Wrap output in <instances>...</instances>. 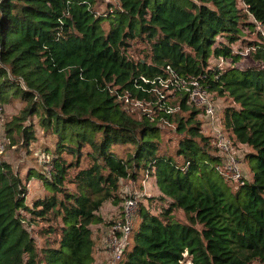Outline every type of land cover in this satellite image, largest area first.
<instances>
[{"label": "trees", "instance_id": "trees-1", "mask_svg": "<svg viewBox=\"0 0 264 264\" xmlns=\"http://www.w3.org/2000/svg\"><path fill=\"white\" fill-rule=\"evenodd\" d=\"M114 1L98 11L100 0H0V107L24 105L6 137L29 147L36 130L25 122L34 118L51 143L25 178L0 159V264H93L101 208L122 212V182L146 176L166 205L157 213L140 205L118 264H264V41L244 36L264 30V0ZM131 42L145 47L139 59ZM238 42L253 65L235 66ZM167 68L229 101L221 131L249 150L252 175L234 192L215 172L203 110L184 91L173 107L156 96ZM126 97L156 115L133 118ZM177 107L187 115L172 121ZM159 121L175 123L172 154L162 150ZM30 180L43 194L28 206ZM36 224L47 240L40 247L29 230Z\"/></svg>", "mask_w": 264, "mask_h": 264}, {"label": "rangeland", "instance_id": "rangeland-1", "mask_svg": "<svg viewBox=\"0 0 264 264\" xmlns=\"http://www.w3.org/2000/svg\"><path fill=\"white\" fill-rule=\"evenodd\" d=\"M108 3H111L115 5L114 0H100L97 9L98 11H104L105 7ZM257 32L260 33L262 39L257 36ZM244 36L247 41H253V40H263L264 41V30H260V28L256 27V29L253 32L245 31ZM131 54L135 59H139L141 57V52L140 50L145 49V47L140 44V43H134L131 42ZM246 45H240L239 42L234 46L235 51H241V59L238 63L235 64L236 67L238 68H246L248 66L253 65V61L248 57V50L246 49ZM228 62H225L228 65ZM175 91L173 92L172 90H169L166 86H160L156 89V96L158 97L159 100H164L166 101V104H169L171 107L174 105H178V97L175 95ZM164 97V99H161V97ZM211 103L215 107V120L210 121L204 117L203 114L199 113L197 119L202 123L203 125V135L207 137H215L216 133L222 130L221 124H220V119L222 115V109L229 104V101L224 99V98H215L213 97L212 100L210 99ZM24 105L18 100H13L11 103H8L6 105H3L1 107L0 111V140L3 138L4 139V151L0 155V159L3 162H6L11 165L12 169L14 171H17L22 178H25V175L27 172L31 169H41V164H43L44 161V156L41 153V150L43 147H51V143L49 142L50 139L44 137L42 130L37 126V122L34 118H31V120H27L25 122V125H28L32 119H33V124L35 126L36 130V140L35 142L31 143L29 147H24L21 146L20 139L16 135V141L15 144L9 145V141L6 137L5 134V125L12 121L14 117H17L20 115L21 110L23 109ZM192 107L195 110H198L197 106L192 104ZM124 110H126L130 115H132L133 118L135 119H140L143 115H150V116H155L156 113L152 109V105L148 103H140L139 105H136L135 103L132 104H125L124 103ZM173 109V117L172 121L174 119L182 118L187 115L186 112H182L178 107L177 108H172ZM159 124L161 126L162 134H161V140H162V150L166 151L167 153L172 154L174 151V148L176 146L177 140L179 139V136L175 132V123H169L166 121H159ZM118 150L121 152L122 150L127 151L125 147H119ZM236 150V149H235ZM130 151V150H128ZM248 149L245 148H238L236 150L238 160L240 162V168L243 174V177L245 178L246 181L251 180V166L246 162L245 160V154L248 152ZM222 183L227 186L229 191L234 192L235 191V185L233 183L229 182H224L222 180ZM41 184L36 181V180H30L26 183L27 189H28V196H27V205L29 206L31 204L32 198L41 196L43 194V189L40 186ZM121 191H122V197L124 198L121 202L126 199L125 196L127 195H132L136 197L137 201V211H136V216L134 219V226L138 222V209L140 205L142 204L144 208L148 209L152 213H157L159 210H161L162 205L165 206V203H162L161 201H158L159 199V194L157 191V188L155 186L154 180L151 179L150 176H146L138 183V185L133 184L131 185L127 181L122 182L121 186ZM121 199V198H120ZM146 199V201H144ZM153 200L152 206H147L149 201ZM162 203V205L160 204ZM121 210V209H120ZM23 215H25L27 218H29V214H25L23 212ZM137 217V218H136ZM176 219L180 220L181 222H185V219L183 218V215L181 212H176L175 214ZM26 218V219H27ZM120 218V215H117V218L112 221H116L117 219ZM41 225V224H39ZM39 225H33L32 230L29 228L32 236L34 237L36 244L38 247L41 245H44L45 241V236H41L36 234L37 229L39 228ZM25 226H27L25 224ZM129 240L126 241V244H128ZM184 264H190L188 260L184 262Z\"/></svg>", "mask_w": 264, "mask_h": 264}, {"label": "built area", "instance_id": "built-area-1", "mask_svg": "<svg viewBox=\"0 0 264 264\" xmlns=\"http://www.w3.org/2000/svg\"><path fill=\"white\" fill-rule=\"evenodd\" d=\"M263 30L261 26H257ZM220 63H222L220 61ZM169 74L168 79L159 81L160 86H166L169 90L177 93L184 91L188 94V101L198 108L203 110V115L206 119L215 120L216 112L215 107L210 101V96L207 88L204 87L197 79L179 78L172 70L167 68ZM161 97V96H160ZM164 99V97H161ZM125 104L135 103L139 105L140 102L130 100L128 97L124 99ZM1 111V107H0ZM213 143L217 148V156L220 158V163L216 166L215 172L224 181L233 183L235 188L244 184L245 178L243 177L240 162L238 160L236 148L233 147L230 139L219 131L213 137ZM236 149V150H235ZM4 151V139L0 140V155ZM136 197L129 195L122 206L121 220L114 221L107 229L104 235V245L109 250V257L107 264H118L122 259V254L126 248V241L132 232L134 226V219L137 211Z\"/></svg>", "mask_w": 264, "mask_h": 264}, {"label": "crops", "instance_id": "crops-1", "mask_svg": "<svg viewBox=\"0 0 264 264\" xmlns=\"http://www.w3.org/2000/svg\"><path fill=\"white\" fill-rule=\"evenodd\" d=\"M144 201H146V199H144ZM120 213L121 210L119 205L114 206L109 202L104 204V206L101 208L99 215L102 218L103 222L92 227V238L94 241L93 264H107L109 250L104 245V235L107 232L109 223L112 222V220H115V218H117V215H120Z\"/></svg>", "mask_w": 264, "mask_h": 264}]
</instances>
